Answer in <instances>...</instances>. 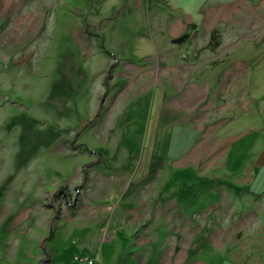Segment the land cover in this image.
I'll return each mask as SVG.
<instances>
[{"label": "rangeland", "instance_id": "rangeland-1", "mask_svg": "<svg viewBox=\"0 0 264 264\" xmlns=\"http://www.w3.org/2000/svg\"><path fill=\"white\" fill-rule=\"evenodd\" d=\"M96 262L264 264V0H0V264Z\"/></svg>", "mask_w": 264, "mask_h": 264}, {"label": "bare ground", "instance_id": "bare-ground-1", "mask_svg": "<svg viewBox=\"0 0 264 264\" xmlns=\"http://www.w3.org/2000/svg\"><path fill=\"white\" fill-rule=\"evenodd\" d=\"M214 84H216V83H214ZM214 86V85H213ZM214 88V87H213ZM81 103V102H80ZM73 107H77V106H74V104H73ZM73 107H71V109L73 108ZM61 112V111H60ZM73 124V123H72ZM74 125V124H73ZM129 210H132V208H128ZM97 264H99L98 262H96ZM102 263V262H101ZM103 264V263H102Z\"/></svg>", "mask_w": 264, "mask_h": 264}]
</instances>
